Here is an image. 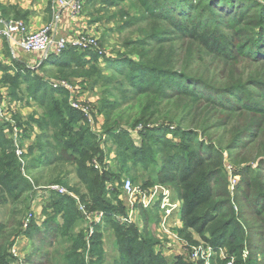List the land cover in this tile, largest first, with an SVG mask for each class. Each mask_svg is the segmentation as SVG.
<instances>
[{
	"label": "trees",
	"instance_id": "trees-1",
	"mask_svg": "<svg viewBox=\"0 0 264 264\" xmlns=\"http://www.w3.org/2000/svg\"><path fill=\"white\" fill-rule=\"evenodd\" d=\"M135 1L147 18L167 29L168 42L180 44L178 49L184 48L186 54L183 57L178 54V63L163 59L162 52L156 54L152 52L151 55H155L151 59L145 54L138 61L121 57L115 61H107L105 70L107 72L113 70L124 81L118 89V94L123 101L130 97L133 103L124 109L125 112H147L148 104L157 99L165 106L171 105L175 100L183 102V105L177 110L180 116L179 121H173L165 125L166 127L145 130V139H142L140 148L134 145L131 137L127 136L129 139L125 141L121 137L122 134H113L115 130L113 123L122 120V117L119 113L114 114L113 111H108L105 116L106 125L111 128L106 130V136L108 141H113L117 146V153L122 164L118 170L126 169L125 173H128L126 162L129 161L134 166H138L139 162L136 158L143 161L141 164L144 168L150 167L146 161L159 155L161 165L158 166L157 181L161 185L172 187L178 198L183 201L182 220L186 229L193 230L202 237L208 233L210 244L226 247L231 253L239 254L244 243L248 241L244 239L246 234L247 238L260 236V241L250 240L247 245L264 257V182L260 181L264 178V103L241 107L243 100L235 95V91H241L244 94L250 88L259 89L264 97V0ZM103 3L108 2L104 0ZM0 14L8 20H13L12 17H21L20 11L10 5H0ZM160 34L150 35V39L155 41L149 46L150 50L157 51L161 48ZM140 46L142 47V43ZM191 49L203 52L207 58L215 60L216 65L247 62L251 67L261 70H254L245 77L244 73L235 77L237 75L235 67L230 68L221 78H209L207 75L200 74V69L191 62L193 58ZM77 53L73 49H67L59 56H51L44 65L54 67L60 77H66L73 69L75 74L79 72H83L81 75L92 74L94 69L88 67L89 65H86ZM16 61L18 71L14 78L19 82L28 83L29 86L35 85L34 89H37L32 95L37 105L46 108L49 105L47 101L49 94L54 90L43 80L30 79L27 68ZM175 65H179L180 70ZM8 70L12 69H5V71ZM97 74L101 72L98 71ZM248 76L249 79L244 81ZM57 93L61 94L62 91ZM54 108V104L48 107L47 113L51 119L58 118ZM169 108L168 106L167 109ZM219 115L223 118L210 123L211 119ZM58 124L54 123V126L58 127ZM212 128L220 129L221 134L211 136ZM1 131L0 123V149L9 158H13L14 164L6 178L5 173L9 163L3 161L4 170L0 171V178L4 179L0 181V185L3 187L4 184L5 192L12 200L11 204H17L23 196H27V200L30 201L33 190L31 184L17 178L23 167L22 160L9 154L12 149L6 148ZM169 136L175 137V141ZM78 139L79 141L71 147L70 153L66 151L67 153L65 152L62 156L58 155L59 153L41 156L43 151L41 154L39 152V157L28 163L27 170L37 169L38 166L43 170H53L59 163L61 167H64L63 164L66 162L74 161L72 164L79 167L78 180L88 190L91 208L106 214L122 212L111 206L105 191L106 183L112 182L115 178L118 179L119 175L108 170L99 174L89 165L84 168L83 161H80L78 165V160H75L76 155L88 158L90 153L98 151L95 146L96 139L92 133L83 132ZM146 139L151 140L150 144H155L154 148H148L152 150L149 151L152 157L148 152H140ZM85 147L86 151H82ZM146 149L144 147V150ZM222 150L228 152L234 164L243 165V186L246 189L239 198L241 202L246 203L250 215L257 222L254 227H246L242 221L243 215L236 216L234 206L230 203L226 191V180L222 172ZM129 152L133 155V160L129 159ZM66 154H68L67 160L63 157ZM100 156L103 160L104 155ZM252 164L262 166V169L255 170L251 167ZM81 169L84 173L80 172ZM61 172L63 173V170ZM149 185L152 183H145V186ZM51 195L50 201L45 205L44 214L52 215L45 216L46 220L41 226L33 222L34 224L28 230L22 231V222L19 221L15 225V221L11 219L16 212L3 216L6 220L0 222V264H9L8 248L22 232L31 242V250L25 256L23 264H57L51 262L53 257L49 250H52L54 246H60V243H57L58 238L70 237L68 230L74 227L80 216L76 209V201L71 196L66 195V197L55 193ZM77 195L82 202L85 200L79 193ZM153 210H156V207ZM147 216L143 218L146 220ZM106 218H108L107 223L114 228L116 235L120 238L117 246L120 251L124 250L122 256L128 259L126 262L121 260L122 264H170L155 254L151 248L147 249L145 245L135 244L137 235L131 236L128 233L131 230L126 231L120 228L109 216ZM133 229L136 230V228ZM135 230H133L134 234ZM95 239L96 236L90 239L91 247L94 246L92 255H96L98 259L90 258L88 263L76 259L75 263L95 264L99 260L102 249ZM81 241L82 239L76 244ZM124 246L127 248L126 251ZM256 256L254 253L251 255L252 258ZM70 261L69 256L68 264Z\"/></svg>",
	"mask_w": 264,
	"mask_h": 264
},
{
	"label": "rangeland",
	"instance_id": "rangeland-1",
	"mask_svg": "<svg viewBox=\"0 0 264 264\" xmlns=\"http://www.w3.org/2000/svg\"><path fill=\"white\" fill-rule=\"evenodd\" d=\"M103 1L93 0L91 2V0H82V11L78 18L83 17L85 21H91L90 23L93 24V28L90 32L68 35L67 37L63 36L64 38L69 37L72 40L86 38L95 43V46L91 45L88 49H81L72 45L66 48V50L73 49L77 51V54L82 57L86 65L94 69L92 74L81 75L83 72L75 74L73 69L68 72L66 77H60L54 67L45 66V61L40 62V60L38 62L35 56L32 65L16 61L27 68L30 76L29 74L26 75L30 79L34 81L43 80L44 83L54 90L53 93L49 94L47 101L50 106L55 105L54 109L56 110L54 111L58 118L51 119L48 116L49 105L46 108L37 105L32 95L34 90L37 89H34L35 85L29 86L28 83L19 82L14 78L18 71L15 59H11L12 67L0 66V71L3 73V76L0 77V123L2 125L1 133L3 141L6 142V148L10 149L11 147L12 151H9L10 155L12 154L14 157L19 158L20 161L22 160L23 169L21 168L17 178L29 182L31 188H33L30 201L27 200V196H23L17 204L13 205L11 204L12 200L9 195L5 192L4 184L2 183L3 187L0 185V222L6 220L3 219V216L16 212L11 219L15 221V225L19 221L22 222V231L28 230L34 224L33 222L41 226L46 217L52 215L44 214V208L46 203L50 201L51 194L55 193L61 196H71L76 201V209L80 219L74 224V227L68 230L70 237L58 238L57 243H60V246H54L52 250H49L53 257L52 263L68 264L69 256L71 258L69 264H77L75 263L76 259H81L87 263L90 258L91 260H95L97 256L92 255L94 246L91 247L90 241L94 236H96L95 241L99 242V247L102 249L99 254V260L95 264H122V262L128 261L127 258H124V255L122 256L124 250L121 249L120 251L119 246H117L118 239L120 240V238L116 235L114 228L110 227L106 221L108 219L106 217L109 216L120 228L126 231L131 230L128 232L131 236L137 235L135 244H139L140 246L145 245L147 249L151 248L155 254L170 264H264V257L258 251L251 250L247 245L250 240L255 242L260 241V236L247 238L246 234L244 239L248 241L244 243V247L240 252L241 254H239L238 252L231 253L226 247L210 244L208 241L210 235L208 233L202 237L195 231L185 228L182 220L183 201L178 198L177 193L175 194L176 191L174 192L172 187L161 185L157 181L158 166L161 165V161L159 155L158 157H154L149 152L152 150H148V148L155 147V144H150V139H146L140 150L142 153L148 152L151 157L153 156L150 160L146 161L150 167L144 168L141 164L143 161H139L136 158L139 162L138 166H134L132 162H126V167L129 170L128 173H125L126 169H122V171L118 170L122 164L117 153V146L113 141L107 140L106 130L111 127L106 125V113L113 111L114 114L119 113L122 117V120L113 123L115 126V128L113 127L115 129L113 134H122L121 137L125 141H128V137H131L134 145L140 148L142 146V139H145V130L154 129L155 127H166L165 125L173 121H179L180 116L177 110L181 109L183 102L175 100L171 105H168L170 108L167 109L168 106H165L157 99L148 104L149 109L147 112H125L124 109L133 103L130 97L123 101L121 95L118 94V89L124 81L113 70L109 72L105 70L106 62L115 61L121 57L138 61L145 54L149 55V59H151L156 53L162 52L163 59H169L171 62L177 61L178 63V54H181L183 57L186 52L184 48L178 49L180 44L168 42L169 35H167V29L163 25L147 18L135 0H106L107 4H104ZM11 19L20 20L13 17ZM155 33H161L160 40L162 44L160 49L152 51L149 46L153 45L155 41L150 39V35ZM63 37H57L56 39L52 37V41ZM141 43L143 48L140 46ZM1 46L7 50L8 44L5 41L1 43ZM191 50L193 54L191 62L195 67L200 69V74L207 75L209 78H221L230 68L235 67L237 68V75L235 77H239L242 73H244L245 77V75L253 73L254 70H261L251 67L247 62L216 65L215 60L207 58L203 52L196 49ZM18 51L22 52L20 49ZM152 52H155V54L151 55ZM6 54H8V57L10 56L8 50ZM94 55L97 57H94ZM40 56L43 58V55ZM40 56L38 58H41ZM73 63L75 64V62ZM175 67L180 70L179 65H175ZM7 68L12 70L5 71ZM25 68L23 69L25 70ZM98 71L101 74H97ZM247 79H249V76L244 81ZM58 91H62V93L58 94ZM235 95L243 100L241 107L254 105L255 103L259 104L260 102L264 103V97L261 95L259 89L249 88L244 94L241 91H235ZM72 103L79 110H74L71 107ZM44 113L46 114L45 116ZM222 118L223 116L219 115V117L211 119L210 123ZM58 122L61 123L58 124ZM54 123L59 126L55 127ZM211 130V136L221 134L220 129L214 130L212 128ZM83 132L87 134L92 133L96 139L95 146L98 148V151L90 153L88 158L76 155L77 159L75 160H78V165L80 161H83L84 168H87L89 165V167L95 169L99 174L108 170L119 175L118 180L122 179L121 184H113V181H115L113 179L112 182H107L105 186L108 190L106 194L107 200L111 206L122 212L106 214L103 211L91 208L88 190L78 180L79 167L72 164L74 161L66 162V164H63L64 167H61L59 163L56 168L54 167L55 169L51 168L53 170H43L40 166L37 169L27 170L28 163H31L32 159H37L39 152L40 154L42 153L41 151H43L41 156L57 153L62 156L66 151L70 153L71 147H73L75 142L79 141V135ZM169 138L175 141V137L169 136ZM140 144L141 146L139 147ZM144 147L147 149L144 150ZM82 151H86V147ZM222 153V172L226 180V191L230 203L234 206L236 216L243 215V224L246 227H254L257 225V222L250 215L246 203L241 202L242 200L239 198V195L246 189L243 186V165L234 164L226 150H222ZM100 155H104V161ZM129 155V159L133 160V155L130 152ZM63 157L67 160L68 154ZM71 158L73 157L71 156ZM3 161L12 165L11 167L7 165L5 174L6 178H8L9 171L13 168L14 160L5 155L3 150L0 149V171L4 170ZM101 161L103 162L101 163ZM95 166L98 168H95ZM251 167L255 170L262 169V166L254 164ZM61 170H63V173ZM82 171L83 169L80 172L84 173ZM86 174H88V171H86ZM3 179L0 178V181H3ZM124 179L132 180L134 186L141 187V189L160 186L167 188L171 192L172 199L177 201L179 207L169 217H166L168 233H165L160 227L161 221L164 218V212L159 207L160 201L156 203V210H153L154 208L149 210L141 204L136 209L125 206L122 196V183ZM260 181L264 182V178ZM145 183H152V185L145 186ZM57 189H60V192H63V194ZM77 193L85 198L83 202ZM130 211H132L131 220H133L131 224L127 222V220L129 221ZM48 212L51 213L49 210ZM178 213L181 217V226L180 221H177L175 218ZM146 215L148 216L145 220L143 217ZM121 218H123L121 221L127 224V227L122 225L120 222ZM24 223H27L25 228H23ZM162 227L164 230H167L165 226ZM133 228H136V230ZM133 230H135V234ZM81 239L82 241L76 244ZM24 244L26 247H23ZM132 244L134 243L132 242ZM8 250L9 264H23L25 256L31 250V242L26 235L24 236V232H22ZM126 250L127 248L125 247ZM253 253L257 255L254 258L251 257ZM73 256L76 257L74 258ZM121 260L125 261L121 262Z\"/></svg>",
	"mask_w": 264,
	"mask_h": 264
},
{
	"label": "built area",
	"instance_id": "built-area-1",
	"mask_svg": "<svg viewBox=\"0 0 264 264\" xmlns=\"http://www.w3.org/2000/svg\"><path fill=\"white\" fill-rule=\"evenodd\" d=\"M52 4L55 7L57 13L56 18L60 15H65L67 18L74 20L77 19L82 11V0H52ZM53 32L52 25H46L37 32H28L27 27L23 21L13 20L4 24L0 28V37L12 39L14 37H19V42L17 43L18 48L30 55H43L42 62L47 61L49 56H59L69 45H72L81 49H88L91 45L95 46L92 40L86 38H80L78 40H72L68 38H60L56 41H52L51 34ZM65 85V84H63ZM74 110H79L75 104H71ZM90 121V120H89ZM95 168H98L95 166ZM122 187V196L125 206L129 208L136 209L139 204L144 208L149 210L157 207L156 203L160 201V210L164 212L163 221H161V229L168 233V223H166V217H169L174 210L178 209L179 204L177 201L173 200L171 192L167 188L160 186H155L149 189H141V187L134 186L132 180L124 179ZM60 192V189H57ZM63 194V192H60ZM132 211L129 212V221L132 223ZM120 219L122 225L127 227ZM27 223L23 224L25 228ZM162 226H165L167 230H164ZM23 230V229H22Z\"/></svg>",
	"mask_w": 264,
	"mask_h": 264
},
{
	"label": "crops",
	"instance_id": "crops-1",
	"mask_svg": "<svg viewBox=\"0 0 264 264\" xmlns=\"http://www.w3.org/2000/svg\"><path fill=\"white\" fill-rule=\"evenodd\" d=\"M0 5H10L16 7L22 14L19 18L20 21L24 22L28 32L30 33L37 32L45 25H52L53 33L51 34V37H53V39L63 36L67 37L68 35L73 34L77 35L78 33H87L93 28V24L90 23L91 21H85L83 17L71 20L65 15H60L56 18L57 13L55 11V7L52 5V0H0ZM9 21L13 20H8L5 16L1 15L0 28H2L4 24H7ZM5 41L8 44L7 50L10 53L9 57L8 54H6L7 50L1 46V43ZM19 41V37H14L11 40L0 37V64H2L0 66L4 65V67H12L11 59H15L26 65H32V61L35 57H37L38 62L40 60V62H42V57L40 55H27L24 54V52L18 51L19 49L17 43ZM38 56L41 58H38ZM1 72L2 71H0V77L3 76V73ZM121 180L115 178L113 184H121ZM105 191L107 194L108 190L106 186ZM175 218L177 221H180L181 226V217L179 213L175 216ZM23 247H26L25 244Z\"/></svg>",
	"mask_w": 264,
	"mask_h": 264
}]
</instances>
